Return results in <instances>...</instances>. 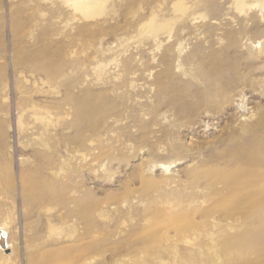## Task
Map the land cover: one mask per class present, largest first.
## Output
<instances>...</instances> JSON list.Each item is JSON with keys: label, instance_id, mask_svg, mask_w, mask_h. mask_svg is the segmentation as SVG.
Returning a JSON list of instances; mask_svg holds the SVG:
<instances>
[{"label": "rangeland", "instance_id": "rangeland-1", "mask_svg": "<svg viewBox=\"0 0 264 264\" xmlns=\"http://www.w3.org/2000/svg\"><path fill=\"white\" fill-rule=\"evenodd\" d=\"M73 1L0 0V264H264V0Z\"/></svg>", "mask_w": 264, "mask_h": 264}, {"label": "bare ground", "instance_id": "bare-ground-1", "mask_svg": "<svg viewBox=\"0 0 264 264\" xmlns=\"http://www.w3.org/2000/svg\"><path fill=\"white\" fill-rule=\"evenodd\" d=\"M100 0H74L72 4H74L75 6H79L84 15L87 17H91L93 16V11L95 10L96 6L98 5ZM170 165L167 164H159L158 168L160 169H166L169 168ZM4 231L2 228H0V232ZM2 233V232H1Z\"/></svg>", "mask_w": 264, "mask_h": 264}]
</instances>
